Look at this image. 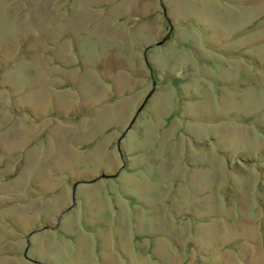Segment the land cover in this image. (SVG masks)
Returning a JSON list of instances; mask_svg holds the SVG:
<instances>
[{
  "label": "rangeland",
  "instance_id": "rangeland-1",
  "mask_svg": "<svg viewBox=\"0 0 264 264\" xmlns=\"http://www.w3.org/2000/svg\"><path fill=\"white\" fill-rule=\"evenodd\" d=\"M0 264H264V0H0Z\"/></svg>",
  "mask_w": 264,
  "mask_h": 264
},
{
  "label": "water",
  "instance_id": "water-1",
  "mask_svg": "<svg viewBox=\"0 0 264 264\" xmlns=\"http://www.w3.org/2000/svg\"><path fill=\"white\" fill-rule=\"evenodd\" d=\"M163 10L165 11V7L163 6ZM161 41H163V40H160L159 42H157V43H160ZM153 87H154V82H153ZM152 91H153V88L148 92V94L146 95V97H145V99H144V101L142 102V104L139 106V108H138V110H140V108L142 107V105L144 104V102L146 101V99L148 98V96L152 93ZM137 110V111H138ZM136 114H137V112H136ZM135 114V115H136ZM135 117V116H134ZM134 117L132 118V120L134 119ZM28 242V241H27Z\"/></svg>",
  "mask_w": 264,
  "mask_h": 264
}]
</instances>
